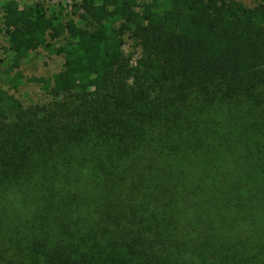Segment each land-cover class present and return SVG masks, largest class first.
I'll return each mask as SVG.
<instances>
[{"label": "trees", "instance_id": "1", "mask_svg": "<svg viewBox=\"0 0 264 264\" xmlns=\"http://www.w3.org/2000/svg\"><path fill=\"white\" fill-rule=\"evenodd\" d=\"M4 2L0 264H264V0Z\"/></svg>", "mask_w": 264, "mask_h": 264}, {"label": "rangeland", "instance_id": "2", "mask_svg": "<svg viewBox=\"0 0 264 264\" xmlns=\"http://www.w3.org/2000/svg\"><path fill=\"white\" fill-rule=\"evenodd\" d=\"M21 3H32L37 0H19ZM49 6H54L56 9H60V17L63 21L78 16L84 11L80 8L82 0H44ZM143 2L145 0H138ZM245 2L252 6L256 3V0H245ZM4 0H0V59L6 57L7 54V36L3 29V7ZM63 35H59L56 38L49 37L48 40L53 43L54 46H59L63 42ZM125 57L132 63L139 57L141 48L138 42L132 38L131 34L125 36L124 45ZM64 58L62 55L49 51L48 49L39 46L30 51L29 55L22 61L20 71L23 75L22 82L13 87L8 84L6 80H2L3 88L10 95H14L24 107L29 106H42L51 102V97L48 91L44 88V81L48 79L53 73L60 71L64 66ZM0 69H5L2 63H0ZM43 81H38L41 79ZM5 79V77H4Z\"/></svg>", "mask_w": 264, "mask_h": 264}]
</instances>
